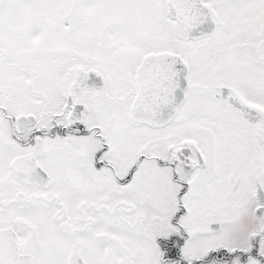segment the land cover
<instances>
[{
    "label": "snow or ice",
    "instance_id": "6c2138e0",
    "mask_svg": "<svg viewBox=\"0 0 264 264\" xmlns=\"http://www.w3.org/2000/svg\"><path fill=\"white\" fill-rule=\"evenodd\" d=\"M0 264H264V0H0Z\"/></svg>",
    "mask_w": 264,
    "mask_h": 264
}]
</instances>
